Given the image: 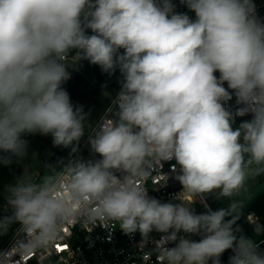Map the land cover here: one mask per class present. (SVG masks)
<instances>
[{
    "label": "clouds",
    "instance_id": "9594fccd",
    "mask_svg": "<svg viewBox=\"0 0 264 264\" xmlns=\"http://www.w3.org/2000/svg\"><path fill=\"white\" fill-rule=\"evenodd\" d=\"M180 3L194 18L173 0H0V164L27 155V135L78 151L88 114L63 87L69 68L86 60L121 76L111 118L89 135L98 158L46 165L39 179L26 168L5 189L0 235L19 227L0 264L54 251L77 224L145 241L159 232L158 264H221L228 250V264H264L235 226L239 197L264 177V19L253 0ZM233 96L241 107L230 111ZM172 160L179 203L149 196L145 183ZM208 195L228 207L197 214Z\"/></svg>",
    "mask_w": 264,
    "mask_h": 264
},
{
    "label": "built area",
    "instance_id": "2783aa9c",
    "mask_svg": "<svg viewBox=\"0 0 264 264\" xmlns=\"http://www.w3.org/2000/svg\"><path fill=\"white\" fill-rule=\"evenodd\" d=\"M253 2L256 5L258 16L264 19V0H253ZM174 4L176 5L175 10L178 11V4ZM216 75L218 76L219 73H216ZM225 87H227L226 84ZM115 96L93 127L98 126L102 122V118H111V114L107 110L112 107V101ZM225 107L230 111H235L241 105L238 104L235 96H233L232 100L226 102ZM246 116L251 118L250 114ZM90 134L91 130L75 153V159L80 156L86 146L90 148ZM174 164V160L161 162L149 170L150 175L145 182L149 196L161 202H180L174 199L183 191L182 185L175 179L176 172L172 168ZM158 176H164L166 180H160ZM5 200L6 192L0 187V206L5 204ZM200 202L206 204L203 197L200 198ZM0 215H3V212H0ZM245 219L252 226L256 217L253 212H248L245 214ZM18 227V224H13L6 234L0 235V251L11 250L18 239L15 234V230ZM89 227L91 228L90 231L82 228L79 224L73 228H67L64 239L57 244L61 248L58 249L56 245L54 251L43 253L38 258L25 257L22 264H158L155 249L161 239V233L153 231L149 234L147 241H145L139 232L127 235L120 230L118 225L105 228L97 224L94 227ZM192 239L198 240V236H193ZM64 246H66V249ZM165 246L172 247L174 245L167 244ZM11 259L19 260L20 255L13 254Z\"/></svg>",
    "mask_w": 264,
    "mask_h": 264
},
{
    "label": "rangeland",
    "instance_id": "374dc122",
    "mask_svg": "<svg viewBox=\"0 0 264 264\" xmlns=\"http://www.w3.org/2000/svg\"><path fill=\"white\" fill-rule=\"evenodd\" d=\"M173 2L178 4L179 10L177 12H186L190 17L194 18V13L189 12L188 9L180 3V0H173ZM120 79L121 76L119 71L117 70L115 73H113L110 77L106 79V83L100 88L97 96L95 97V104L92 105L90 108L84 110V112L88 114V119L86 121L88 127H86L85 129L84 137H82L81 141L77 145L78 148L86 137V135L88 134V132L99 119L102 112L111 104L110 101L112 97L120 88ZM249 119L251 118H248L247 116L236 117L235 126H238L242 121ZM24 138L28 141L27 155L23 159L16 158L21 169V174L19 176H14L9 165L0 164V187L3 190H5L7 186L14 184L17 179L24 174L26 168L29 171H33L34 175L39 173V175H36V178L39 179L40 176H43L45 174L46 165L57 166L60 163L66 164L70 159L76 158L75 153H71V148H62L59 153V158H52L51 149L53 146L51 144V141L48 139V136L35 134L27 135ZM80 158L86 161L89 159H96L98 158V156H95L91 152V149L86 146L85 150L81 152L80 156L77 159ZM261 178L264 177H258L256 180L251 181L248 185L247 192L242 193L239 197V199L244 201L240 212L246 211V209H249L251 207L250 205L252 204H254V206L257 208L258 203H261L260 199L264 201L262 192L264 191V186H261L258 189L256 188L257 185L263 184L261 183ZM253 198L254 201H250ZM203 199L207 207L211 210H217L222 203V199H216L212 195L203 197ZM249 202H252V204H249ZM196 203L203 205L200 202V198L197 200ZM258 207L262 206L258 205ZM258 211H260V209H258Z\"/></svg>",
    "mask_w": 264,
    "mask_h": 264
},
{
    "label": "trees",
    "instance_id": "16d2710c",
    "mask_svg": "<svg viewBox=\"0 0 264 264\" xmlns=\"http://www.w3.org/2000/svg\"><path fill=\"white\" fill-rule=\"evenodd\" d=\"M69 71L71 73V78L63 85V87L70 94L73 105L83 106L84 110L95 104V97L97 96L100 88L104 85L106 79L112 75L102 72L98 65L90 64L86 60H82L76 66L75 70L69 68ZM48 139L51 141L53 146L51 149V157L59 158V153L63 147H55L52 143V138L50 135L48 136ZM9 166L14 176H19L21 174V169L16 158L12 159V163L9 164ZM261 181V183L264 185V178H261ZM228 205L229 201L222 198V203L218 209L227 208ZM193 208L197 214L207 211L205 206L200 205L199 203H195ZM246 213L247 211L240 212V215L236 219L235 226L241 229L239 234L248 236L258 242L259 236L254 234L252 226L246 221ZM230 255H232L231 250L226 251L221 257V264H228Z\"/></svg>",
    "mask_w": 264,
    "mask_h": 264
},
{
    "label": "crops",
    "instance_id": "0c3cea01",
    "mask_svg": "<svg viewBox=\"0 0 264 264\" xmlns=\"http://www.w3.org/2000/svg\"><path fill=\"white\" fill-rule=\"evenodd\" d=\"M106 83V82H105ZM104 83V84H105ZM118 91V90H117ZM117 91H116V93H117ZM116 93L114 94V96L116 95ZM113 96V97H114ZM113 97H112V99H113ZM111 99V100H112ZM111 102V101H110ZM261 186H264L263 184H259V185H257V189L259 188V187H261ZM263 192V199H264V191H262ZM250 201H254V198L253 199H251ZM260 201H261V203H258V205H261L262 207H258V205H257V208L254 206V204H252V202H249V204H252V205H250L251 207L249 208V209H246V211H247V213L248 212H253L254 213V216L258 219V220H260V223H261V229L259 230V232H255V231H253L254 232V234L255 235H257V236H259L258 238H259V241H258V244H259V246H260V248H261V250H264V201L263 200H261L260 199ZM256 209V210H255ZM258 209H260V211H258ZM253 230V229H252Z\"/></svg>",
    "mask_w": 264,
    "mask_h": 264
},
{
    "label": "water",
    "instance_id": "95a60500",
    "mask_svg": "<svg viewBox=\"0 0 264 264\" xmlns=\"http://www.w3.org/2000/svg\"><path fill=\"white\" fill-rule=\"evenodd\" d=\"M204 206L206 204H203ZM207 210L209 209L208 207H205ZM253 230L257 233L259 232V230L261 229V223L260 220H258L257 218L254 220V224L252 225Z\"/></svg>",
    "mask_w": 264,
    "mask_h": 264
},
{
    "label": "snow or ice",
    "instance_id": "6c2138e0",
    "mask_svg": "<svg viewBox=\"0 0 264 264\" xmlns=\"http://www.w3.org/2000/svg\"><path fill=\"white\" fill-rule=\"evenodd\" d=\"M57 248L59 249V248H61V246L57 245ZM64 248L66 249V246H64Z\"/></svg>",
    "mask_w": 264,
    "mask_h": 264
}]
</instances>
